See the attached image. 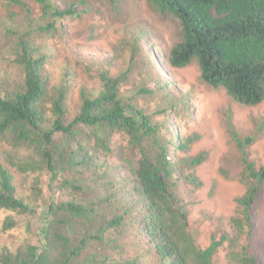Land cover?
I'll return each instance as SVG.
<instances>
[{"label": "trees", "instance_id": "trees-1", "mask_svg": "<svg viewBox=\"0 0 264 264\" xmlns=\"http://www.w3.org/2000/svg\"><path fill=\"white\" fill-rule=\"evenodd\" d=\"M59 1L0 0V264H212L224 240L226 264H264L252 247L264 190V165L249 159L252 137L229 128L243 190L231 233L201 248L188 229L184 187L200 185L204 153L189 154L192 137H173L168 120L188 112V93L171 91L163 72H139L147 50L135 33L120 38L119 52L111 48L115 67L82 62L93 83L79 82L49 39L89 0ZM147 2L178 21L170 66L196 60L202 81L235 102L263 100L264 0ZM143 94L156 102L140 103ZM44 188L35 245L16 216L36 215Z\"/></svg>", "mask_w": 264, "mask_h": 264}, {"label": "rangeland", "instance_id": "rangeland-1", "mask_svg": "<svg viewBox=\"0 0 264 264\" xmlns=\"http://www.w3.org/2000/svg\"><path fill=\"white\" fill-rule=\"evenodd\" d=\"M88 4V11L80 17L63 20L61 36L49 39L59 56L67 58L75 67L79 82L93 83L83 70L82 62L111 60V66L115 67L111 48L118 45L119 52L120 38L128 39L135 33L138 43L147 50L143 58L147 62L139 72L149 71L152 75L163 72L164 79L171 82L167 86L171 91L178 95L183 91L188 93V112L171 113L168 120L170 128L176 130L173 137H192L189 154L204 153V159L195 170L200 185L184 187L188 229L199 247L204 248L212 239L231 233L230 217L236 212L235 197L243 190L238 180L241 153L232 139L230 126L240 135L252 137L247 146L249 159L257 166L264 165V98L250 106L235 102L223 88H213L202 81L196 60L183 67L170 66L167 62L169 49L181 39L178 21L154 11L147 0H114L113 4L89 0ZM156 99L143 94L140 103L153 105ZM48 194L44 188V200L36 215L16 216L20 229L28 221V235L35 245L40 242L42 213L46 210ZM3 214L4 211H0V217ZM256 222L259 233L252 247L259 249L264 258V190L259 198ZM226 245L224 240L216 249L212 264H226Z\"/></svg>", "mask_w": 264, "mask_h": 264}]
</instances>
